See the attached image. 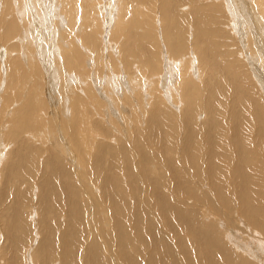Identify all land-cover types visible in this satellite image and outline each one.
I'll return each instance as SVG.
<instances>
[{
  "label": "bare ground",
  "instance_id": "6f19581e",
  "mask_svg": "<svg viewBox=\"0 0 264 264\" xmlns=\"http://www.w3.org/2000/svg\"><path fill=\"white\" fill-rule=\"evenodd\" d=\"M0 264H264V0H0Z\"/></svg>",
  "mask_w": 264,
  "mask_h": 264
},
{
  "label": "rangeland",
  "instance_id": "374dc122",
  "mask_svg": "<svg viewBox=\"0 0 264 264\" xmlns=\"http://www.w3.org/2000/svg\"><path fill=\"white\" fill-rule=\"evenodd\" d=\"M42 34H44V31H43V33ZM47 45H49V43H46ZM47 53H48V51L46 52V55H47Z\"/></svg>",
  "mask_w": 264,
  "mask_h": 264
}]
</instances>
